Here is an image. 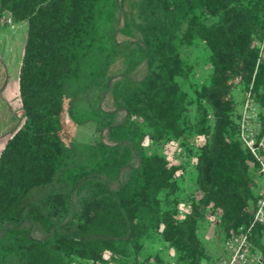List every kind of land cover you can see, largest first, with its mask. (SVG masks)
Masks as SVG:
<instances>
[{
	"label": "trees",
	"instance_id": "16d2710c",
	"mask_svg": "<svg viewBox=\"0 0 264 264\" xmlns=\"http://www.w3.org/2000/svg\"><path fill=\"white\" fill-rule=\"evenodd\" d=\"M4 14L26 26L16 75L22 125L35 102L65 97L67 120L91 124L107 142L71 140L43 173L25 151L6 155L22 127L0 71V128L10 134L0 154V264H212L199 227L212 224L222 244L251 223L260 197V165L237 124L251 86L259 145L264 0H0ZM103 93L123 111L119 123L100 108ZM174 146L180 163L168 153ZM187 154L194 177L184 190ZM147 243L157 249L148 253ZM251 245L264 264V224Z\"/></svg>",
	"mask_w": 264,
	"mask_h": 264
},
{
	"label": "rangeland",
	"instance_id": "374dc122",
	"mask_svg": "<svg viewBox=\"0 0 264 264\" xmlns=\"http://www.w3.org/2000/svg\"><path fill=\"white\" fill-rule=\"evenodd\" d=\"M134 1V0H132ZM128 3V1L125 3ZM25 22L13 23L7 14H4L0 18V59L2 62L1 72L5 74V85L3 89V97L10 107L13 116L19 121V126L22 127V131L11 141L6 149V155L10 154V151L15 154V150H21L26 152L27 160L34 161V157L39 160V171L41 173L49 170V166L55 160L56 155L59 151L67 145L71 140L82 144H88L93 141H100L106 143L104 132L97 136H92V126L89 123L73 124L65 117V109L67 106V99L65 97L59 98L54 103H47L46 101H38L34 104V109L28 113L27 124L22 125L23 118L22 112L19 107L17 93H16V75L20 62L21 48L25 35ZM117 42H124L128 39L120 34L115 36ZM190 56L195 57L199 51L190 48ZM204 52H200L199 55H203ZM121 70V60L117 59L108 69V75L112 77V81L117 79L118 73ZM145 66L141 63L131 77L134 80L140 79L144 75ZM203 70H197L196 75H202ZM198 79V78H197ZM41 102H45L43 105ZM100 108L103 111H115V123H119L124 113L121 110H117L112 104L111 97L108 93L101 95ZM38 120L37 124L33 125V121ZM3 128H0V154L4 150L5 144L8 142L10 134H3ZM178 144V143H177ZM16 148L12 151V147ZM11 147V150L9 149ZM178 148L174 146L169 150V155L174 158L175 161H181V154L178 153ZM4 161V160H3ZM183 170L181 173V180L184 184H190L194 177L193 159L192 157H185L183 161ZM3 162L2 167L5 166ZM136 164V159H132L131 165ZM13 174L18 171L13 169ZM30 169L28 168V171ZM126 169L121 170L120 180L125 177ZM183 184V186H184ZM32 236L36 239H40L43 235L36 229L31 231ZM214 229L206 227L204 224L201 225L197 231L198 237L204 242L206 238H212L214 235ZM207 249V248H206ZM147 252L149 250L146 249ZM254 254V253H253Z\"/></svg>",
	"mask_w": 264,
	"mask_h": 264
},
{
	"label": "built area",
	"instance_id": "2783aa9c",
	"mask_svg": "<svg viewBox=\"0 0 264 264\" xmlns=\"http://www.w3.org/2000/svg\"><path fill=\"white\" fill-rule=\"evenodd\" d=\"M250 90L245 93L240 105L237 124L238 138L259 162L260 197L256 202L251 223L238 227L233 236L223 241L221 253L212 264H256L251 252V236L256 225L264 224V161L257 154L259 146L256 143L258 108Z\"/></svg>",
	"mask_w": 264,
	"mask_h": 264
},
{
	"label": "crops",
	"instance_id": "0c3cea01",
	"mask_svg": "<svg viewBox=\"0 0 264 264\" xmlns=\"http://www.w3.org/2000/svg\"><path fill=\"white\" fill-rule=\"evenodd\" d=\"M258 147L260 148V150L264 154V135L260 138ZM180 162L181 161H179V163ZM190 188H191V183L190 184H184V187H183L184 190H189ZM255 192L257 195H259L261 192V182L260 181L258 182V184L256 186ZM205 226L209 227L210 229H214L212 224L211 225H205ZM213 235L214 236L212 238H209V239H207L206 238L207 236H205L204 242H203L207 248L206 249L207 253L211 256L212 260L217 258V256L221 253V250H222L220 231L214 229ZM146 249L149 250L148 253H153L157 249V246L147 243ZM253 256L255 258L256 264H260V262H261L260 256L257 254H253ZM170 257H171L170 251L167 252L166 256L163 255V258L166 259L167 261L170 260Z\"/></svg>",
	"mask_w": 264,
	"mask_h": 264
}]
</instances>
